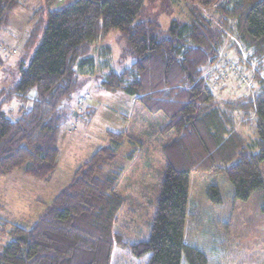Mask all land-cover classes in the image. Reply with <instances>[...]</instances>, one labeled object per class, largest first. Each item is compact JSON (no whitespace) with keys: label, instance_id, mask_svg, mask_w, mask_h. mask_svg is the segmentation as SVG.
<instances>
[{"label":"trees","instance_id":"obj_1","mask_svg":"<svg viewBox=\"0 0 264 264\" xmlns=\"http://www.w3.org/2000/svg\"><path fill=\"white\" fill-rule=\"evenodd\" d=\"M19 1L0 0V26ZM43 1L46 26L36 25L27 41L34 54L22 63L12 87L0 91V178L19 172L34 182L51 180L60 157L61 107L76 91L78 74H95L94 58L84 56L92 44L120 31L135 62L121 74L104 76L100 89L123 91L148 113L163 114L162 133L172 135L162 147L166 169L150 237L132 245L131 253L141 264H208L205 253L186 240L192 175H224L242 202L264 189V0H183L185 10L172 21L167 38L159 37L155 20L135 21L146 1H160L169 11L179 0H75L53 10L68 0ZM226 49L236 56L240 72L253 76L249 95L223 102L213 90V76ZM101 53L109 56L111 49ZM33 89L32 108L13 120L4 106L26 99ZM240 121H250L249 137L238 133ZM107 137L109 145L97 149L67 188L43 203L32 228L4 221L1 231L9 238L0 264H111L115 247L128 248L114 233L124 207L116 187L125 168L105 169H112L132 139L112 132ZM207 197L222 204L217 186L209 187Z\"/></svg>","mask_w":264,"mask_h":264},{"label":"rangeland","instance_id":"obj_2","mask_svg":"<svg viewBox=\"0 0 264 264\" xmlns=\"http://www.w3.org/2000/svg\"><path fill=\"white\" fill-rule=\"evenodd\" d=\"M74 1L68 0L50 7V10L62 9ZM184 1L179 0L180 4L169 11L160 1L155 4L146 1L135 23L155 20L159 25V37L167 38L172 21L179 20L180 11L185 10ZM195 7L200 6L195 4ZM203 11L210 18L208 12ZM47 13L43 0H20L16 8L7 12L0 26V91H8L12 87L22 63H28L32 58L34 52L28 48L27 41L36 25L46 26ZM106 47L111 49L109 56L101 53ZM86 57L94 58L95 74H78L76 91L61 107L63 121L57 144L60 158L51 180L29 185L25 184L27 177L22 173L19 182L15 178L17 174L0 178V251L6 244L5 237H8V232L1 231L4 221L25 229L32 228L41 214L39 202L44 198L47 199L45 203H50L54 195L67 188L75 171L86 162L83 161L86 154H94L95 145L99 148L109 145V132L124 133L132 141L126 142L119 150L112 169H105L108 172L125 168L116 187V193L124 200V207L114 233L122 237L128 248L115 247L111 264H141L132 255L130 247L150 237L166 169L162 147L172 139V135L162 133L161 129L167 123L163 114L148 113L141 103L123 91L100 89L104 76L111 72L121 74L135 62L134 54L128 52L124 34L113 31L105 40L92 44ZM228 61L233 64L229 66ZM106 62L109 63L106 65ZM220 62L214 67L217 70L213 76V90L218 99L235 101L249 95L251 72L246 69L240 72L237 58L229 49L225 50ZM229 70L233 72L229 73ZM34 95L33 89L26 99H14L4 106V110L17 120L21 110L32 108ZM248 123L250 121L237 124L238 133L245 138L253 131L251 123L250 126ZM64 138L66 140H62ZM261 171L264 180V162L261 163ZM213 185L221 194V205L213 204L207 197V190ZM45 187L48 193L42 194ZM263 207L264 189L255 192L247 202H242L234 198L233 187L224 175L194 173L191 177L187 244L203 251L208 264H264Z\"/></svg>","mask_w":264,"mask_h":264},{"label":"crops","instance_id":"obj_3","mask_svg":"<svg viewBox=\"0 0 264 264\" xmlns=\"http://www.w3.org/2000/svg\"><path fill=\"white\" fill-rule=\"evenodd\" d=\"M68 133V132H67ZM67 136H70V135H67ZM62 140H66V138H64V139H62ZM73 145H75V141H72L71 142ZM94 149L92 150V151H96L98 148H99V146H94L93 147ZM96 149V150H95ZM92 152H88V154H86V158L85 159H83V161H87L88 159H89V157H90V155H92L91 154ZM60 158V157H59ZM76 167H77V165H75V168L74 169H76ZM12 174H17L16 175V177L15 178H17V180H18V182H19V180H20V173L19 172H13V173H11L10 175H12ZM8 176V175H7ZM12 176H14V175H12ZM5 178H6V176H4ZM1 179H3V177H1ZM26 180H27V182L25 183V184H29V185H31V184H36L37 182H35L34 183V181H32V180H30V179H27L26 178ZM35 187H34V185H33V189H34ZM42 190H43V192H42V194H47L48 192H47V189H46V187L45 188H42ZM34 192H36V191H34ZM55 197V195L53 196V198ZM52 198V199H53ZM47 200V199H46ZM46 200H44V198H43V200H42V203L40 204V209H39V212H41L42 213V209H43V203H45V201ZM40 203V202H39Z\"/></svg>","mask_w":264,"mask_h":264},{"label":"built area","instance_id":"obj_4","mask_svg":"<svg viewBox=\"0 0 264 264\" xmlns=\"http://www.w3.org/2000/svg\"><path fill=\"white\" fill-rule=\"evenodd\" d=\"M63 1H65V0H57V3L61 4Z\"/></svg>","mask_w":264,"mask_h":264},{"label":"water","instance_id":"obj_5","mask_svg":"<svg viewBox=\"0 0 264 264\" xmlns=\"http://www.w3.org/2000/svg\"><path fill=\"white\" fill-rule=\"evenodd\" d=\"M75 116H77V114Z\"/></svg>","mask_w":264,"mask_h":264}]
</instances>
